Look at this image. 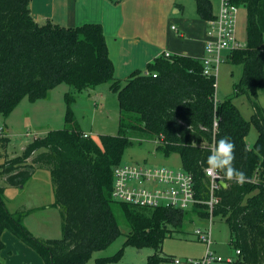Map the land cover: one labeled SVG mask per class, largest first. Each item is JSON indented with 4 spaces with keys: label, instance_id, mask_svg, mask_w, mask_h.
Wrapping results in <instances>:
<instances>
[{
    "label": "trees",
    "instance_id": "trees-1",
    "mask_svg": "<svg viewBox=\"0 0 264 264\" xmlns=\"http://www.w3.org/2000/svg\"><path fill=\"white\" fill-rule=\"evenodd\" d=\"M194 1L201 20L215 18L210 0ZM233 3L247 10V44L230 51L226 60L242 65L243 76L234 86V97L215 103L217 80L204 74L200 58L162 55L147 64L145 73L150 75L135 71L123 84L115 77L101 24L40 25L31 14V0H0V117L8 118L25 98L33 103L47 100L62 84L83 91L105 83L118 96L121 115L117 135L101 136L99 141L84 138L68 97L65 128L33 140L21 156L0 165V178L11 187L23 188L36 167L49 170L54 184L51 206L59 209L62 220L61 238L34 236L21 222L25 211L8 210L3 201L5 187L0 186V253L4 248L1 236L8 231L44 264H86L95 251L122 234L114 213L118 205L131 227L125 246L155 250L147 264L171 260L158 253L171 232L182 227L186 212L138 208L113 199L114 169L133 145L131 131L138 130L156 139L157 149L166 157L179 155L182 169L193 176L202 200L209 198L204 170L210 150L220 138H231L234 166L247 179L241 185L220 173L227 188L217 192L220 203L214 215L226 219L233 243L241 251L239 264H264V185L255 183L256 177L264 178V109L258 102L259 91L264 90V0ZM240 95L248 96L254 109L250 119L234 103ZM252 126L258 137L250 147L246 137ZM7 142L0 131V150H6ZM206 209L199 205L192 211L207 219ZM122 251L99 258L96 264L117 262Z\"/></svg>",
    "mask_w": 264,
    "mask_h": 264
},
{
    "label": "rangeland",
    "instance_id": "rangeland-1",
    "mask_svg": "<svg viewBox=\"0 0 264 264\" xmlns=\"http://www.w3.org/2000/svg\"><path fill=\"white\" fill-rule=\"evenodd\" d=\"M153 1L148 7V10L151 9L154 15L153 33L150 40L158 43L161 53L164 51L166 44L181 43L180 39L188 42L191 36L196 35L198 32V28L195 27L196 24L190 21L183 23L178 20L182 19L183 15L175 14L176 5L172 7V0ZM184 4L186 6L185 18H190L193 21L194 18L188 15L192 14L196 17L194 0L190 4ZM57 12L59 20L64 22L66 12L62 11L58 4ZM36 13V8H32L31 14ZM173 26L179 28L180 33L176 32L177 30H172ZM183 28H185L184 33ZM236 36L239 46L244 48L247 44V10L243 6L239 8ZM156 43L154 45L158 46ZM224 54L225 52L223 53L225 62L220 64L217 74L216 102H223L234 97V86L243 76V66L231 64L226 60ZM205 55L203 52L200 56L203 58ZM146 67L147 64L140 68V71L145 73ZM122 83L125 84V80ZM110 86V83H105L83 91H77L69 85L62 84L50 92L47 100L33 103L25 98L8 118L0 117V128L3 129L1 134L6 135L8 139L6 150H0L2 151L0 165L7 160L21 156L24 149L35 137L37 139L44 138L50 131L65 128L68 97L73 100L70 103V108L83 133L91 135V138L95 141H99L101 136L117 135L120 130V106L118 96L111 91ZM258 102L264 109V90L259 92ZM234 103L240 109L244 118L250 119L254 114L248 96L240 95L234 99ZM130 123L131 120L129 119ZM130 134L132 135L133 145L126 149L122 163L147 165L149 167L165 166L174 170L183 168L179 155L171 154L166 157L162 150L157 149L156 139L151 140L138 130L131 131ZM257 137L258 131L252 126L246 137L247 144L252 147ZM0 186L5 187L3 201L8 210L11 213L25 211L22 218L20 217L21 222L34 236L44 240L62 237V220L59 209L47 208L54 203V184L49 170L36 167L31 179L23 188L22 186L11 187L1 178ZM114 213L122 234L106 248L95 251L86 264H96L97 259L113 257L121 250L123 251L120 260L107 264H146L148 258L154 256L156 251L151 248L137 249L125 246L131 227L118 205H115ZM209 222V219H202L195 212L187 211L184 215L182 227L171 232L172 236L165 240L158 255L163 258L176 257L183 261L202 258L206 251V245L198 240L195 232L205 231L209 226ZM211 233L212 251L225 258H235L236 247L233 243L229 225L223 216L214 215L212 217ZM34 255L41 264H44L38 254L35 253ZM161 264L174 263L168 260Z\"/></svg>",
    "mask_w": 264,
    "mask_h": 264
},
{
    "label": "crops",
    "instance_id": "crops-1",
    "mask_svg": "<svg viewBox=\"0 0 264 264\" xmlns=\"http://www.w3.org/2000/svg\"><path fill=\"white\" fill-rule=\"evenodd\" d=\"M192 1L172 0V7L176 5L175 14L183 15V18L178 20L183 23L193 22L198 32L195 36H191L188 42L180 39L181 43L166 44L162 53L158 43L150 40L153 33L154 15L148 7L154 2L153 0H116V2L114 0H31L30 8H36L37 13L32 16L40 25L52 22L74 28L87 23L101 24L104 28L109 56L115 66V77L124 81L133 72L140 71V68L165 53L202 59L200 55L205 53L203 47L206 43L207 23L198 17L197 11L196 17L192 14L188 15L194 18L193 21L185 18L184 3L190 4ZM210 2L214 15H217L221 0H210ZM57 4L62 11L66 12L64 22H61L57 16ZM238 19L239 14L237 22ZM178 29L175 31L180 33ZM184 32L185 28H183ZM155 43L158 46L154 45ZM228 54L229 52H225L224 55L227 57ZM51 205L47 208H55ZM1 240L4 248L0 253V264H41L34 255L35 252L10 232H3Z\"/></svg>",
    "mask_w": 264,
    "mask_h": 264
},
{
    "label": "built area",
    "instance_id": "built-area-1",
    "mask_svg": "<svg viewBox=\"0 0 264 264\" xmlns=\"http://www.w3.org/2000/svg\"><path fill=\"white\" fill-rule=\"evenodd\" d=\"M239 14V7L233 3V0H221L220 10L215 18L208 20L205 43V57L201 60L204 65V74L214 76L217 80L219 66L225 62L224 52L233 51L241 48L236 38V23ZM173 30H177L175 26ZM170 53H165V57L169 58ZM150 75V73H145ZM154 78L157 74L152 75ZM215 103L216 100H215ZM217 124H214V128ZM3 130L0 128V131ZM30 135V134H27ZM84 138L91 135L84 133ZM35 139H37L35 137ZM34 139V140H35ZM209 198L202 200L199 198L196 184L193 176L183 169L174 170L165 166L149 167L140 164H124L114 169L113 177V199L116 202L125 203L138 208H171L187 212L192 211L194 207L199 205L206 206L209 226L205 231H196L200 242L206 245L204 256L200 259H187L183 261L176 257H172L174 264H239L241 251L236 249L235 258H225L212 251V217L216 206L220 203L217 192L221 188L217 180L222 179L209 177ZM262 181L255 178V183Z\"/></svg>",
    "mask_w": 264,
    "mask_h": 264
},
{
    "label": "clouds",
    "instance_id": "clouds-1",
    "mask_svg": "<svg viewBox=\"0 0 264 264\" xmlns=\"http://www.w3.org/2000/svg\"><path fill=\"white\" fill-rule=\"evenodd\" d=\"M235 159V144L230 137H222L215 141L210 150L204 171L209 177L216 178H220V173H223L224 179L242 185L247 177L244 171L234 166Z\"/></svg>",
    "mask_w": 264,
    "mask_h": 264
},
{
    "label": "water",
    "instance_id": "water-1",
    "mask_svg": "<svg viewBox=\"0 0 264 264\" xmlns=\"http://www.w3.org/2000/svg\"><path fill=\"white\" fill-rule=\"evenodd\" d=\"M217 182L222 188H227V183L223 179H218Z\"/></svg>",
    "mask_w": 264,
    "mask_h": 264
}]
</instances>
